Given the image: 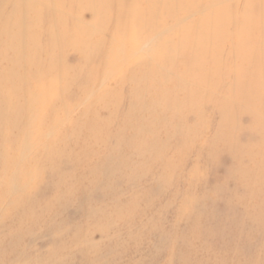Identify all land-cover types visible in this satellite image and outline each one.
<instances>
[{"label": "bare ground", "instance_id": "bare-ground-1", "mask_svg": "<svg viewBox=\"0 0 264 264\" xmlns=\"http://www.w3.org/2000/svg\"><path fill=\"white\" fill-rule=\"evenodd\" d=\"M69 2L76 7V13L70 19ZM106 2L0 0V53L4 59L0 71V94L5 96V100H10L11 93H15L22 79L19 68L23 67L28 69L27 84L33 100L30 110L21 112L17 120L0 118L5 129L1 135L5 145L0 148V154L14 145L12 137L22 136L28 126L48 131L53 140L44 165L53 171L51 176L59 183L53 185L52 199H55L62 189L81 184L88 173L94 176L91 168L84 167L83 155L97 157L103 151L105 155L119 153V147L106 150V145L112 137L116 142L120 127L130 122L135 124L130 148L136 158L146 161L140 146L145 143V135L156 136L159 133L170 138L172 134H179L184 149L191 148V139H203L209 128L203 109L210 105L213 113L224 117L228 125L224 129H211L213 134L204 138L205 143L208 142V155L213 160L217 158L220 153L217 144L222 145L223 152L233 154L234 165L239 169V182L237 191L231 194L230 203L243 205L252 198L254 204L243 210L251 223L245 231L254 234L263 229L264 0H121L116 1L115 6ZM231 2L238 5L236 12L230 8ZM111 6L119 8L120 12H114ZM44 12L50 17L41 18ZM85 13L90 14L88 23L82 21ZM43 23L47 27L43 28ZM133 24L135 33L127 29ZM8 29L18 41L16 49L8 47ZM139 31L144 32L141 41L137 40ZM105 32L109 33L110 41L104 37ZM82 37H86V45L78 48L74 41ZM118 38L121 42L117 41ZM126 43L133 46L135 55H142L135 65L127 64ZM67 48L78 52L81 58L78 67L65 68L57 62V54L60 53L57 51ZM103 53L109 55L102 59ZM115 54L120 57L117 55L115 59L112 57ZM96 61L102 66V72L115 83L107 98L114 108V115L123 97L122 89L127 85L130 88L132 79L141 80L147 88L150 85L146 82L147 77L157 76L164 82L161 95L156 94L147 101L149 118H142L135 111L145 102L129 96V111L113 133L110 128L114 124V115L104 119L93 106L85 108L68 131L57 133L50 128L56 109L68 100L71 103V100L74 102L81 98L77 92L87 94L89 88L97 86L98 73L91 68ZM163 108L167 114L160 111ZM247 114L254 119L252 124L242 121ZM184 115L193 123L191 127L178 124V119ZM66 154L73 165L80 168L79 172L82 171V180L77 176L70 183H61L66 172L59 168L57 161ZM127 166L131 168L128 162ZM28 170L35 176L39 174L35 164H31ZM21 177L12 176L11 183L24 182L25 178ZM228 209L231 213L234 211ZM231 213L224 218L229 223L235 221ZM201 216L202 213L196 212H190L187 218L185 216L189 227L181 259L183 264L197 261L192 255L191 239L205 240L225 233L222 224L202 227ZM17 227L21 230L20 226ZM201 247L207 250L206 243ZM243 261L264 264V254Z\"/></svg>", "mask_w": 264, "mask_h": 264}, {"label": "rangeland", "instance_id": "rangeland-1", "mask_svg": "<svg viewBox=\"0 0 264 264\" xmlns=\"http://www.w3.org/2000/svg\"><path fill=\"white\" fill-rule=\"evenodd\" d=\"M116 1L121 0H107L106 3L115 6ZM237 7L231 2L232 11L236 12ZM68 9L70 19L76 13L75 4L69 2ZM113 11L120 12L117 7ZM45 16L49 15L44 12L41 18ZM89 20L90 14H83L82 21L88 23ZM43 26L47 27L46 23ZM134 26L128 25L127 29L135 33ZM69 27L72 29L71 25ZM8 30V47L16 49L18 41L12 30ZM108 32L104 37L110 41ZM143 33H137L138 41ZM85 40L86 37L79 38L74 44L83 48ZM117 41L121 42V39ZM132 49L131 44L124 45L129 56L128 65H135L142 56L135 55ZM57 53V62L65 68H76L81 63L74 48L61 49ZM108 55L103 53L101 58ZM117 55L112 57L116 59ZM3 64L0 53V71ZM91 68L98 73L97 86L89 88L87 94L77 92L81 98L71 100V103L68 100L56 109L50 128L57 133L68 131L87 107L93 106L104 119L114 115V108L107 98L115 83L102 72L98 61ZM19 71L22 79L10 100L0 94V118L4 116L9 121L17 120L21 112H28L33 101L27 84L28 69L20 67ZM146 82L149 88L137 79H132L130 88L124 86L122 100L112 120V133L129 111L130 98L145 102L135 111L138 116L149 118L147 101L156 94L160 96L165 84L157 76L147 77ZM160 111L167 114L164 108ZM203 112L209 127L204 138H209L216 127H227V120L213 113L212 106L204 107ZM242 121L248 125L254 119L247 114ZM178 124L191 127L193 123L184 115L178 119ZM4 132L0 124V148L5 145L1 137ZM134 136L135 124L130 122L118 129L116 142L113 137L107 142L106 150L116 146L119 153L105 155L103 151L97 157L83 155L84 167L91 168L94 176L88 173L81 184L62 189L55 199H52L53 185L58 180L44 165L53 138L48 131L30 126L22 136L12 137L14 145L0 154V264H183L181 259L189 227L186 218L190 212L202 213V227L222 224L225 233L205 240L191 239L192 255L197 261L189 264H248L243 260L264 254V227L254 234L245 231L251 223L243 210L251 207L254 200L251 198L243 205L230 203L239 182V169L234 165L232 153L223 152L222 145L217 144L220 153L213 160L208 155V142L205 143L204 138L191 139V148L184 149L179 134L165 138L157 133L156 136H144L145 143L140 145L146 156L143 161L131 151ZM31 164L38 166V175L29 172ZM57 164L66 172L61 183H70L77 176L83 179L82 171L73 165L68 154L59 157ZM172 165L173 170L169 168ZM12 176H22L25 180L12 184ZM228 208L234 211L231 213ZM229 212L235 220L231 223L224 220ZM205 243L207 250L201 247Z\"/></svg>", "mask_w": 264, "mask_h": 264}]
</instances>
